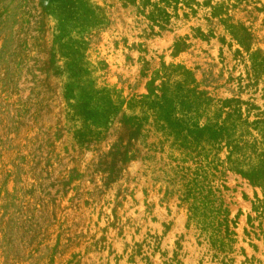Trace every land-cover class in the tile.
<instances>
[{"label":"rangeland","instance_id":"obj_1","mask_svg":"<svg viewBox=\"0 0 264 264\" xmlns=\"http://www.w3.org/2000/svg\"><path fill=\"white\" fill-rule=\"evenodd\" d=\"M163 99L175 136L136 104ZM227 116L219 144L185 130ZM255 120L264 0H0V264H221L187 218L200 184L234 220L226 264H264V183L229 168L264 157Z\"/></svg>","mask_w":264,"mask_h":264},{"label":"trees","instance_id":"obj_2","mask_svg":"<svg viewBox=\"0 0 264 264\" xmlns=\"http://www.w3.org/2000/svg\"><path fill=\"white\" fill-rule=\"evenodd\" d=\"M182 74L185 75V71H183ZM160 97L162 99L163 95ZM136 104L141 105V109L144 112L154 111L156 117L160 121H163L166 125V129H168L167 135L175 136V134L181 132L182 128L179 127V119L174 115V107L169 104H165L164 99L162 103H158L157 101L146 102L145 100L140 102V100H137ZM84 112L87 111H84L83 109L79 114L85 116ZM236 120L237 119L233 118L232 116H227L218 122H212L203 125L202 127H196V129H190V127L187 126L185 130L188 132V134L192 135V137H196L194 139L199 138L198 140L203 142L202 146L205 144L214 145L219 144L224 134H226L229 130H232L234 126L230 127L229 125L235 124ZM252 124L264 127V121L262 120L252 121ZM77 130V137L80 138L79 140H84L86 135L93 131L87 126H80ZM193 132L195 133L192 134ZM260 137L261 140L258 142L259 145L264 144V132L260 134ZM226 142L230 141L226 140ZM233 152H235V150H233ZM230 153H232V151L229 149V154ZM252 153L258 156L256 164H252L251 158L248 157L251 163L247 165H251L245 168L244 166H237L235 161L231 159V164L233 165H230L229 168H235L238 173L242 174L251 183L258 180H261L264 183L263 154L260 150L255 149L252 151ZM207 170V167L204 168V173H206ZM196 181L197 180L194 178L191 180L193 184L197 183ZM203 190H205V187L201 184L198 185V187L197 185L196 187H194V185H189L187 187L185 194H191L193 196V200L189 204L187 218L188 221H194L199 225V236H201L202 239L208 244V249L211 251V257L214 259L219 258V262H221V264H226L225 259L227 258V251L232 249L231 246L235 241V233L233 231L234 220L228 218V213L225 207H222L220 204L212 206L210 204L211 193L209 192V189H206V192H203ZM194 191H196V196H194ZM257 200L259 201V199ZM172 262H174L173 264L177 263L176 254L170 259L169 264Z\"/></svg>","mask_w":264,"mask_h":264}]
</instances>
